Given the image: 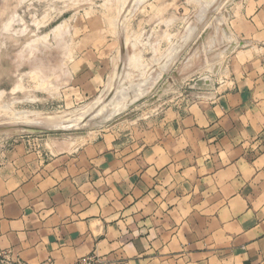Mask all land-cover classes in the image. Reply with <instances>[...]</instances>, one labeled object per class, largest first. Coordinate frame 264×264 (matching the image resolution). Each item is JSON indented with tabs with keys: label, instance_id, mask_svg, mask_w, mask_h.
<instances>
[{
	"label": "crops",
	"instance_id": "crops-1",
	"mask_svg": "<svg viewBox=\"0 0 264 264\" xmlns=\"http://www.w3.org/2000/svg\"><path fill=\"white\" fill-rule=\"evenodd\" d=\"M231 18L242 45L213 64L202 98L132 130L52 142L37 168L14 162L0 178V251L32 264L94 251L122 264H264V0H235Z\"/></svg>",
	"mask_w": 264,
	"mask_h": 264
},
{
	"label": "rangeland",
	"instance_id": "rangeland-1",
	"mask_svg": "<svg viewBox=\"0 0 264 264\" xmlns=\"http://www.w3.org/2000/svg\"><path fill=\"white\" fill-rule=\"evenodd\" d=\"M234 2L0 0V127L50 129L0 130V178L15 161L37 168L46 151L56 153L52 142L81 143L117 119L132 130L205 96L196 81L214 79L213 64L242 45L232 34Z\"/></svg>",
	"mask_w": 264,
	"mask_h": 264
},
{
	"label": "built area",
	"instance_id": "built-area-1",
	"mask_svg": "<svg viewBox=\"0 0 264 264\" xmlns=\"http://www.w3.org/2000/svg\"><path fill=\"white\" fill-rule=\"evenodd\" d=\"M0 264H32L20 257L12 258L6 251H0ZM36 264H55L52 259H47L43 262ZM73 264H122L119 259H111L99 254L98 252H92L87 255L79 257Z\"/></svg>",
	"mask_w": 264,
	"mask_h": 264
},
{
	"label": "water",
	"instance_id": "water-1",
	"mask_svg": "<svg viewBox=\"0 0 264 264\" xmlns=\"http://www.w3.org/2000/svg\"><path fill=\"white\" fill-rule=\"evenodd\" d=\"M204 85V86H212L213 82H209V80H204L202 78L198 79L196 81V85ZM20 128H18V130L16 132H12L11 134H17V133H28V132H40V131H47V130H50L48 128H46L45 126H37V125H34V126H24V127H21L19 126ZM9 128V126H2L0 127V130L1 131H6V129Z\"/></svg>",
	"mask_w": 264,
	"mask_h": 264
},
{
	"label": "bare ground",
	"instance_id": "bare-ground-1",
	"mask_svg": "<svg viewBox=\"0 0 264 264\" xmlns=\"http://www.w3.org/2000/svg\"><path fill=\"white\" fill-rule=\"evenodd\" d=\"M203 9V8H202ZM225 34H227V33H225ZM214 35V34H213ZM188 36V35H187ZM224 36V35H223ZM191 37V36H190ZM188 38H189V36H188ZM210 46V45H209ZM227 47V46H226ZM228 47H229V45H228ZM182 48V47H181ZM123 50L125 51V47L123 48ZM224 50V49H223ZM123 51V52H124ZM179 52V51H178ZM224 53V52H223ZM169 62V61H168ZM175 62V61H174ZM167 63V62H166ZM171 65V64H170ZM185 67V66H184ZM184 71V70H183ZM203 79V78H202ZM204 80V82H205V80H209V79H203ZM209 82H212V81H210L209 80ZM197 86H204V85H198L197 84ZM120 88V87H119ZM121 92V91H120ZM144 95V94H143ZM114 99V98H113ZM116 99V98H115ZM114 100H112V102H113ZM97 102V101H96ZM111 102V101H110ZM136 102V101H135ZM115 103V102H114ZM121 103V102H120ZM133 103V102H132ZM98 104V103H97ZM125 104V103H124ZM106 105V104H105ZM131 105V104H130ZM118 106H120V105H118ZM125 106V105H124ZM124 106H123V108H124ZM127 106V105H126ZM125 106V107H126ZM108 107H111V105L109 106L108 105ZM108 107H106L105 109H107ZM111 109H112V107H111ZM110 110V109H109ZM107 111H108V109H107ZM105 112V113H108V112ZM112 111L113 110H111V111H109L110 113H112ZM66 115V114H65ZM109 115H111V114H109ZM79 116V115H78ZM128 116V115H127ZM94 117V116H93ZM109 117V116H108ZM59 118V117H58ZM81 118V117H80ZM79 118V119H80ZM123 118H125V117H122V119ZM61 119V118H60ZM74 119V117L71 119V120H73ZM78 119V118H77ZM83 119V118H82ZM92 119V118H91ZM95 119V118H94ZM97 119V118H96ZM87 120V119H86ZM120 119H117L116 120V122H118ZM58 121V120H57ZM91 121V120H90ZM89 120H88V122H90ZM95 121V120H94ZM49 122V121H48ZM71 122V121H70ZM76 122V121H75ZM78 122V121H77ZM87 122V123H88ZM115 121H114V123H112V124H115L116 123ZM61 123V122H60ZM74 123V122H73ZM50 124V123H49ZM66 124H67V122H66ZM62 125V124H61ZM6 126H9V128H7L6 129V131L7 132H9L10 134L12 133V132H16L17 130H18V128H20L19 126H21V127H24V126H34V125H29V124H13V125H6Z\"/></svg>",
	"mask_w": 264,
	"mask_h": 264
}]
</instances>
